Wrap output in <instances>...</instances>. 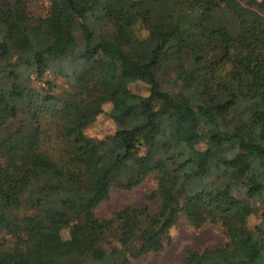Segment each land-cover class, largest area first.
<instances>
[{
	"label": "trees",
	"instance_id": "obj_1",
	"mask_svg": "<svg viewBox=\"0 0 264 264\" xmlns=\"http://www.w3.org/2000/svg\"><path fill=\"white\" fill-rule=\"evenodd\" d=\"M35 1L0 0V264H131L182 218L225 233L186 264H264V0H43L42 16ZM111 63L149 93L109 90ZM49 72L62 96L27 86ZM116 101V131L86 134ZM104 160L114 171L88 196ZM150 177L152 203L97 214L112 186ZM65 229L88 251L52 249L46 233Z\"/></svg>",
	"mask_w": 264,
	"mask_h": 264
},
{
	"label": "rangeland",
	"instance_id": "obj_2",
	"mask_svg": "<svg viewBox=\"0 0 264 264\" xmlns=\"http://www.w3.org/2000/svg\"><path fill=\"white\" fill-rule=\"evenodd\" d=\"M86 6L88 0H82ZM137 2H146L148 0H136ZM47 1L37 0L32 5V11L42 16L46 13ZM210 24L213 26H221L229 28L232 33L236 31V25L230 17L227 15L216 12L213 18L210 20ZM115 77L108 79L105 86L109 90H119L125 86H128L133 92L141 95H147L149 93L148 84L142 81H135V75L126 71L118 69L116 63H111ZM167 70L169 67H167ZM171 74L169 71L168 76ZM26 83L29 88L34 89L40 93L48 92L47 82L54 83L53 92L57 96H62L65 90L68 88L65 79L54 75L53 73H47L43 78L30 77ZM168 85V83H167ZM178 82L170 87L175 90L180 86ZM122 109L123 105L116 102H107L104 105L105 111L100 114L96 120L86 128L85 132L94 138H104L113 134L116 131V122L110 117L109 112L112 108ZM20 121V120H19ZM59 128V124L56 125ZM113 167L106 162L102 161L96 168L94 183L92 187L86 192L88 196L94 194H101L105 190V183L110 174L113 173ZM155 187V180L150 177L145 182L133 189L122 188L118 185H114L109 190V195L105 198L97 207L96 212L100 217H107L113 211L123 208L125 206H145L152 203L149 200V195ZM259 221L258 211L254 213L250 219V226H254ZM171 243L165 250L159 253H150L139 257H130L131 264H186L185 257L189 249H203L207 246H219L225 241V233L222 226L207 223L200 228L191 226L185 219H180L176 225L170 230ZM46 239L51 245L52 249L58 251H79L86 252L88 247L81 242H75L71 239L68 229L60 232L46 233Z\"/></svg>",
	"mask_w": 264,
	"mask_h": 264
}]
</instances>
